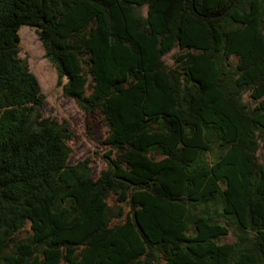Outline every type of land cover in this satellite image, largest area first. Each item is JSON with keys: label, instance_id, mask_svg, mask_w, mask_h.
<instances>
[{"label": "trees", "instance_id": "obj_1", "mask_svg": "<svg viewBox=\"0 0 264 264\" xmlns=\"http://www.w3.org/2000/svg\"><path fill=\"white\" fill-rule=\"evenodd\" d=\"M24 25L107 123L97 181L42 114ZM0 264H264V0H0Z\"/></svg>", "mask_w": 264, "mask_h": 264}, {"label": "rangeland", "instance_id": "obj_2", "mask_svg": "<svg viewBox=\"0 0 264 264\" xmlns=\"http://www.w3.org/2000/svg\"><path fill=\"white\" fill-rule=\"evenodd\" d=\"M140 13L145 16V6L140 8ZM18 34L19 58L35 76L40 91L44 95L41 108L43 116L60 124H66L71 133L70 138L66 140V143L71 148L68 163L70 165L83 163L89 168L92 178L96 181L99 180L102 171L108 167V160L104 157L108 146L102 144V140L108 132L106 121L99 111H85L74 98L64 93L63 84L67 79L64 78L62 84H58L56 69L46 59L44 48L35 27L28 25L21 26ZM179 51L178 48H174L162 57L167 66H174V58ZM231 61H234L233 56L231 57ZM88 92L87 90L86 93ZM242 98L244 101L250 102L247 92L243 94ZM211 157L210 153L205 154L208 162ZM106 201L108 206L114 210L120 206L123 208L124 213L128 212V205L123 202H117L115 195L109 194ZM124 217L125 214L119 219H113V222H119ZM29 233L30 229L27 224L19 236H25ZM234 238L232 229L230 228L229 233L223 236L221 241H233Z\"/></svg>", "mask_w": 264, "mask_h": 264}]
</instances>
